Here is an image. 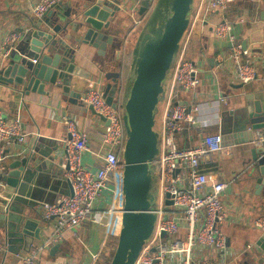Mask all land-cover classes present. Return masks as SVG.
I'll return each instance as SVG.
<instances>
[{"label":"water","instance_id":"water-1","mask_svg":"<svg viewBox=\"0 0 264 264\" xmlns=\"http://www.w3.org/2000/svg\"><path fill=\"white\" fill-rule=\"evenodd\" d=\"M121 1L81 0L75 9H64L60 5L54 10L52 6L43 15L31 19L8 55L0 60V85L12 94L19 91L28 95L31 92L56 102L80 101L81 92L92 74L78 64L82 58H87L83 46L90 44L105 49L109 37L107 30L118 19ZM138 3V12L145 14V20L131 50V79L123 88L119 71L102 72L103 63L98 61L95 67L106 81L103 95L107 103L115 105V97L122 93V120L126 134L121 155L120 227L108 264H133L155 222L156 216L151 211L155 197L151 163L158 154V133L153 127L155 113L164 92L165 77L188 28L194 0H155L153 3L139 0ZM259 16L264 19V10ZM19 102H23L21 96L14 109L17 116L23 118L26 109L20 108ZM87 107L91 113L104 119L91 106ZM219 132L222 144H227L224 138L232 139L230 144H249L242 147L249 152L246 160L248 173L254 177L257 189L264 187L262 103L245 101L230 112L229 125H220ZM44 144L47 147L41 150ZM60 148L65 152L64 137L55 141L39 137L33 152L7 162L6 173L1 178L0 218L6 229L9 221L13 223V230L9 228V232H5L8 249H12L14 242L11 237L17 234L22 237L25 251L30 249L33 239L40 238L44 219L38 206L54 200L44 199L46 186L39 175L41 162L36 160V154L43 155L44 160L40 161L44 165L54 166L61 161L57 155ZM68 186V191L63 194L72 193L70 184ZM170 204L171 199L166 193L165 209ZM58 246L56 243L51 249ZM253 248L259 255L258 261H264V232Z\"/></svg>","mask_w":264,"mask_h":264},{"label":"built area","instance_id":"built-area-1","mask_svg":"<svg viewBox=\"0 0 264 264\" xmlns=\"http://www.w3.org/2000/svg\"><path fill=\"white\" fill-rule=\"evenodd\" d=\"M62 1L39 0L32 8L33 14L39 17ZM154 1L148 0L149 3ZM232 1L198 0L192 6L193 14L189 24L200 20L205 12H221L222 18L214 25L213 33L215 37L225 38L229 42L228 57L232 61L236 80L247 83L259 79L264 89V75H257L249 59L248 48L238 40L233 31V21L224 14ZM185 32L163 84L158 154L151 163L157 186L151 211L156 218L151 234L133 264H228L224 255L228 250V242L221 226L227 216L222 196L229 182L219 180L215 173L201 165L214 152L224 148L220 132L208 133L205 128L220 122V104L225 101V96L219 95L209 102L198 101L197 87L201 78L195 62L185 57L189 37L185 36ZM19 37V32H11L5 37L0 46V58L8 55ZM120 95L115 97V105L107 103L103 90L94 80H88L81 92L80 102L91 106L96 114L104 118L101 120L96 115L101 122L100 145L97 150L89 148L85 130H80L71 117L62 116L66 134L61 167L72 193L62 194L52 203L42 205L43 216L52 220V231L24 255L22 264H41L40 252L58 243L66 231L81 226L92 225L100 231L104 241L110 233L113 218L121 215V155L126 134ZM191 130L197 133V142L180 146L179 138ZM26 137L27 132L20 120L8 118L0 109V141L23 144ZM85 151H89L93 159L99 160L96 168L82 163ZM6 156L1 144L0 192L3 188L1 178L6 173L3 163ZM105 191H108V201L103 204ZM166 193L171 199L168 209H165ZM253 225L263 233L264 216H257ZM196 248L201 249L200 254L195 253ZM204 249L219 253L220 256H202ZM97 256L98 252L90 253L92 262ZM57 264L74 263L62 260Z\"/></svg>","mask_w":264,"mask_h":264},{"label":"crops","instance_id":"crops-1","mask_svg":"<svg viewBox=\"0 0 264 264\" xmlns=\"http://www.w3.org/2000/svg\"><path fill=\"white\" fill-rule=\"evenodd\" d=\"M38 1L0 0V46L3 45L7 35L11 32L21 34L29 25L30 20L37 17L33 14L32 8ZM80 1L63 0L60 4L53 6V9H57L60 5L64 9H75ZM121 2L118 19L107 30L109 37L105 49H101L97 45L87 44L83 46L87 58H82L81 61H78L79 56L77 58L78 64L82 68L92 72L87 81H97L102 90L106 82L102 72L106 70L120 72L123 88L131 79L129 71L131 46L134 44L145 20V14L138 12L140 5L136 0H122ZM261 10H264V2L261 0H234L224 12L233 21V31L238 40L242 45L245 42V47L249 50V59L258 76L264 75V19L259 16ZM192 14L193 10L189 13V18ZM203 14L200 20L189 24L185 32V36H189L185 57L195 62L198 76L201 78L197 87L198 101L209 102L219 95L225 96V101L220 104L221 120L218 124L222 125L223 119L226 117L225 125L228 126L230 112L242 106L245 101L259 102L264 106V89L259 79L247 83H240L236 80L232 61L228 57L229 42L225 38L215 37L213 33V27L221 20L222 13L213 11ZM134 20L138 22L135 23ZM96 61L103 63L102 72L95 68ZM20 96L23 98V102H19L20 108L26 109L23 118H19L14 109V104L18 102ZM180 97L184 98L185 95H180ZM57 102L51 101L44 95L40 96L31 92L28 95L19 91L12 94L0 85V109L8 118H18L27 132L23 144H9L0 141V145L3 144L7 155L3 162L5 166L10 160L30 153L39 137L50 138L52 141L61 140L65 137L63 115L71 117L80 130L87 132L91 150L98 149L100 145V119L80 101L77 103ZM162 111L163 107L160 112V122ZM218 124L207 126L205 132H219ZM197 140V133L191 130L184 132L179 138V145L193 144ZM231 140L224 138L223 141L227 143L223 144L224 148L214 152L209 160L201 162V165L206 167L207 171L215 173L219 180L229 182L222 196L227 216L221 228L228 242V250L224 255L228 264H264V261H258L259 255L253 248L255 241L262 234L254 227L253 220L257 216H264V187L257 189L254 177L248 173L249 168L246 160L249 152L242 147H248L249 144H230L229 142H233ZM46 147L47 145L44 144L41 150ZM64 153V148L58 149L57 155L61 161L54 166L44 165L40 161L44 160L43 155L36 154V160L41 162L39 175L43 185L46 186L44 199L47 201L57 199L69 189V184L64 179L61 167ZM81 160L82 163L91 166V168L98 166L99 160L93 159L89 151L82 154ZM107 201L108 198L104 194L102 203ZM100 205L102 204L100 203ZM42 209V206H38L41 213ZM42 218L44 223L40 229V238L33 239L28 251H25L22 237H19L18 234L11 237L14 242L11 244L12 249H8L5 232H9V228L13 230V223L9 221V226L6 229L4 220L0 218V264H22L24 255L50 234L53 228L52 220L45 219L43 214ZM107 236L103 241L100 231L92 225L66 231L63 238L58 242L57 249L53 250L50 246L40 252V263L57 264L62 260H67L74 264H93L95 261L92 262L90 253L98 252L99 255L106 243ZM245 246L248 248V252H245ZM202 256L218 257L220 254L204 249Z\"/></svg>","mask_w":264,"mask_h":264},{"label":"rangeland","instance_id":"rangeland-1","mask_svg":"<svg viewBox=\"0 0 264 264\" xmlns=\"http://www.w3.org/2000/svg\"><path fill=\"white\" fill-rule=\"evenodd\" d=\"M196 2H197V0H194V3L193 4H195ZM182 38H181V40L179 42L180 44H181V42L183 40ZM132 47H133V44H132L131 48ZM165 80H166V77H165ZM162 105H163V102L160 100L158 102V104H157V112L155 113V123H154V126L153 127L157 131V133L160 132V112L162 110ZM226 120H227V118L224 117L221 126H224L226 124ZM217 128L220 129V125L219 124L217 125ZM151 166H152V164H151ZM154 186L156 187L155 190L157 191L156 182L154 183ZM104 194L105 195H108V191H105ZM121 198H122V196H121ZM121 198H120V201H121ZM119 224H120V216H116L113 219V227H112V229L110 231V234H109V237L110 238L106 242L105 248L103 250L104 253L93 264H105V262H104L105 259L109 256V254L111 255V253L114 250L115 245H116V241L113 240V236H115L116 234H118ZM243 244H245V241H243ZM245 248H246V246H245ZM247 250H248V248L245 249V252H248L249 251V250L248 251ZM194 251H195L196 254H200L201 253V249L200 248H196V250H194Z\"/></svg>","mask_w":264,"mask_h":264},{"label":"trees","instance_id":"trees-1","mask_svg":"<svg viewBox=\"0 0 264 264\" xmlns=\"http://www.w3.org/2000/svg\"><path fill=\"white\" fill-rule=\"evenodd\" d=\"M109 238H110V237L107 236V240H106V242L108 241ZM113 240L117 241V234H116L115 236H113ZM105 245H106V243H105ZM105 245H104L103 249L101 250V252L99 253V255L97 256L95 262H96V261L99 259V257L104 253L103 250H104V248H105ZM112 253H113V251H112ZM112 253H111V255L109 254V256L105 259V261H104L105 264H108V263H109L110 258H111V256H112Z\"/></svg>","mask_w":264,"mask_h":264},{"label":"flooded vegetation","instance_id":"flooded-vegetation-1","mask_svg":"<svg viewBox=\"0 0 264 264\" xmlns=\"http://www.w3.org/2000/svg\"><path fill=\"white\" fill-rule=\"evenodd\" d=\"M121 164H122V160H121Z\"/></svg>","mask_w":264,"mask_h":264}]
</instances>
